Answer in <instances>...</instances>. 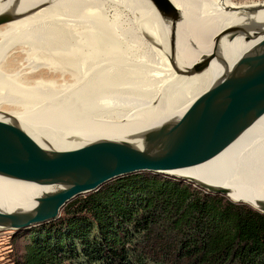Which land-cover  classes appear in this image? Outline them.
<instances>
[{"label":"bare ground","instance_id":"obj_1","mask_svg":"<svg viewBox=\"0 0 264 264\" xmlns=\"http://www.w3.org/2000/svg\"><path fill=\"white\" fill-rule=\"evenodd\" d=\"M172 1L185 16L173 51L172 26L150 0H0V15L14 8L28 13L11 23L15 26L0 39V113L27 115L0 119L17 122L35 140H48L56 150L74 149L88 140L140 144L141 138L183 114L225 71L264 58V27L238 24L241 13L233 11H253L263 4L238 7L230 0ZM201 8L210 18H200ZM111 12L114 21L107 18ZM258 18L264 21V11ZM226 28L235 40L222 43L225 63L219 57L205 72L188 76L187 71L205 56L203 52L218 45L216 39ZM93 30L118 41L94 39ZM243 30L249 33L243 35ZM18 48L39 55L28 57L26 68L13 70L8 61ZM63 58L69 61L65 65ZM45 67L61 68L70 80L24 82L26 69L34 72ZM76 71L80 75L73 74ZM89 106H103L111 123H88L75 116L74 110L80 109L88 117ZM11 107L17 111H8ZM170 174L230 190L232 201L264 209V117L213 161ZM42 195L39 186L0 179V210L5 212L30 210Z\"/></svg>","mask_w":264,"mask_h":264},{"label":"water","instance_id":"obj_2","mask_svg":"<svg viewBox=\"0 0 264 264\" xmlns=\"http://www.w3.org/2000/svg\"><path fill=\"white\" fill-rule=\"evenodd\" d=\"M150 1L163 21L172 26L173 51L177 29L185 23L184 13L172 0ZM233 11L241 13L238 24L247 26V22L264 27V21L258 18L264 4L253 11ZM27 16L28 13L18 8L8 10L0 15V27ZM228 29L216 39L218 45L212 51L203 52L205 56L187 71L188 76L205 72L219 57L225 63L222 43L235 40L228 37ZM248 33L249 30L242 31L243 35ZM193 48L202 51L199 46L193 45ZM263 117L264 58L248 67L225 71L183 114L141 138L140 144L88 140L74 149L56 150L49 147L48 140H35L17 122L0 119V179L43 189L37 205L30 210H0V230L22 232L53 222L74 199L96 192L114 180L140 173L174 177L210 194L229 198L230 190L170 173L213 161ZM259 211L264 213V209Z\"/></svg>","mask_w":264,"mask_h":264},{"label":"trees","instance_id":"obj_3","mask_svg":"<svg viewBox=\"0 0 264 264\" xmlns=\"http://www.w3.org/2000/svg\"><path fill=\"white\" fill-rule=\"evenodd\" d=\"M26 231L16 264H264V213L148 173L80 196Z\"/></svg>","mask_w":264,"mask_h":264},{"label":"rangeland","instance_id":"obj_4","mask_svg":"<svg viewBox=\"0 0 264 264\" xmlns=\"http://www.w3.org/2000/svg\"><path fill=\"white\" fill-rule=\"evenodd\" d=\"M230 2L232 5L238 6V7H248V6H253V5L264 4V0H230ZM117 6L121 9L123 8L120 5H117ZM202 8L205 9L204 6ZM202 8L199 11L201 14L200 18L202 20H206V19L210 18V16H206L207 14H205L202 11L203 10ZM152 10H154V9H152ZM107 18H109L111 21H114V18H115L114 12L109 13L107 15ZM13 26H15V23L0 27V39H1L2 35L5 34L6 32L8 33L10 28ZM1 31H3V32H1ZM91 36L94 39H100L101 41H103V40L108 41V40H115L116 39L114 37L106 35L105 33H102L100 31H95V30L91 31ZM38 55H39V53H33V54L22 53V49L18 48V49H15L14 54L10 56L11 58L9 57L8 64H9L10 68H12L13 70L14 69L21 70V69L27 67L28 62L26 59H28V57L29 58L34 57L37 59L36 56H38ZM38 59H40V57H38ZM61 61L63 64L64 63L66 64V62H69L68 59H64V58L61 59ZM41 62H43V61L41 60ZM48 63H50V62H48ZM45 64H47V63H45ZM42 69H44V70H42ZM42 69L34 71V72H31L29 68L26 69V72L28 75H26V80H24V82L27 84H29V83L31 84V83L36 82L38 80H39V82L45 81V80H52V79H54L55 81H58V82L62 79H65L66 81L70 80V78H67V79L64 78V75L60 71L61 68L53 69L50 67H45ZM49 70H50V72H48ZM43 72H44V74H43ZM51 72H53V73H51ZM56 73H58V74H56ZM59 74H61V75H59ZM73 74L80 75L79 71L73 72ZM88 108H89V116L88 117H85L86 115L83 112H81L80 109L74 110L76 112L75 116L81 117L83 120H85L88 123H95V124H100V125H102L104 123H111L110 118L107 116L109 113L107 111H105L103 106H89ZM10 110L13 112L17 111L15 109H13V107H11V109H8V111H10ZM18 111H20V110H18ZM25 115H27V113L16 112L13 114L9 113L6 115H2V113H0V117H2V118H19V117H23ZM165 177H168V176H165ZM225 198H227V197H225ZM227 199L232 201L230 198H227ZM232 202H234V201H232ZM241 204H244V203H241ZM246 205H248V204H246ZM256 210H258V209H256ZM27 233L28 232L26 230L23 231L22 233H15L14 231L0 230V264H16V261L18 260V258H20V256H22L24 254L25 246L28 245V241L26 239L27 235H28Z\"/></svg>","mask_w":264,"mask_h":264}]
</instances>
